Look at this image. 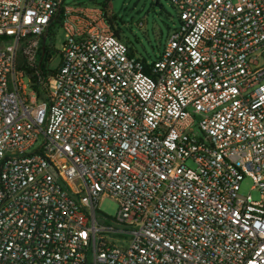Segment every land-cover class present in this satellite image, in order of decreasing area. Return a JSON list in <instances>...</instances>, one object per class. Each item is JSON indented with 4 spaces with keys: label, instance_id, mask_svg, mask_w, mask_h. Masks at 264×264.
<instances>
[{
    "label": "built area",
    "instance_id": "2783aa9c",
    "mask_svg": "<svg viewBox=\"0 0 264 264\" xmlns=\"http://www.w3.org/2000/svg\"><path fill=\"white\" fill-rule=\"evenodd\" d=\"M168 1L148 64L107 8L0 0V264H264V0Z\"/></svg>",
    "mask_w": 264,
    "mask_h": 264
},
{
    "label": "rangeland",
    "instance_id": "374dc122",
    "mask_svg": "<svg viewBox=\"0 0 264 264\" xmlns=\"http://www.w3.org/2000/svg\"><path fill=\"white\" fill-rule=\"evenodd\" d=\"M66 6L88 5L107 8L113 28L119 33L123 42L138 58L148 64L156 61L167 38L178 25L177 10L168 0H65ZM63 35L56 33L51 67L58 63V52L61 50ZM4 43L0 42V49ZM188 167L193 164L188 161ZM240 194L250 195L253 201L259 199V192L252 190V183L244 179L240 185ZM100 212L106 217H116L118 206L109 199H100Z\"/></svg>",
    "mask_w": 264,
    "mask_h": 264
},
{
    "label": "trees",
    "instance_id": "16d2710c",
    "mask_svg": "<svg viewBox=\"0 0 264 264\" xmlns=\"http://www.w3.org/2000/svg\"><path fill=\"white\" fill-rule=\"evenodd\" d=\"M111 23V22H110ZM112 25V24H111ZM114 34L116 35V37H118L119 38V33H118V31H116L115 29H114ZM51 56H53V50L52 49H50V51H47L46 52V60H49V58H51ZM50 73H53V71H49ZM33 80H36V78L35 77H33Z\"/></svg>",
    "mask_w": 264,
    "mask_h": 264
}]
</instances>
